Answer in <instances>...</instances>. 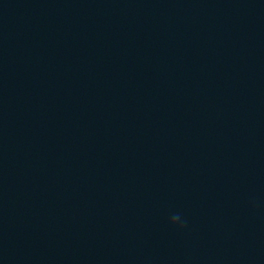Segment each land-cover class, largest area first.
I'll return each instance as SVG.
<instances>
[{"label": "water", "instance_id": "water-1", "mask_svg": "<svg viewBox=\"0 0 264 264\" xmlns=\"http://www.w3.org/2000/svg\"><path fill=\"white\" fill-rule=\"evenodd\" d=\"M0 264H264V0H0Z\"/></svg>", "mask_w": 264, "mask_h": 264}, {"label": "clouds", "instance_id": "clouds-1", "mask_svg": "<svg viewBox=\"0 0 264 264\" xmlns=\"http://www.w3.org/2000/svg\"><path fill=\"white\" fill-rule=\"evenodd\" d=\"M170 223L174 226H178L179 228H183L185 226V222L182 221L181 216L179 214H174L170 218Z\"/></svg>", "mask_w": 264, "mask_h": 264}]
</instances>
